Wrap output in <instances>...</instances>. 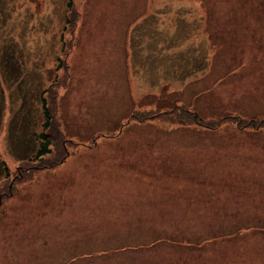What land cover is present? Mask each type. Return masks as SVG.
<instances>
[{"label": "rangeland", "instance_id": "374dc122", "mask_svg": "<svg viewBox=\"0 0 264 264\" xmlns=\"http://www.w3.org/2000/svg\"><path fill=\"white\" fill-rule=\"evenodd\" d=\"M182 259L264 264V0H0V264Z\"/></svg>", "mask_w": 264, "mask_h": 264}, {"label": "trees", "instance_id": "16d2710c", "mask_svg": "<svg viewBox=\"0 0 264 264\" xmlns=\"http://www.w3.org/2000/svg\"><path fill=\"white\" fill-rule=\"evenodd\" d=\"M166 112H169V111H166ZM186 112H187L188 115H190V117L194 121H196L198 119L197 116H195V114H193L192 112H190V111H186ZM235 117H238V116H235ZM235 117L234 116H230L229 118H235ZM44 124H46V122L43 119L42 125H44ZM241 124L242 125H247L248 122L241 121ZM205 126L208 127V128H212L209 125H205ZM39 135L41 136V139H42L41 141H39L40 144H38L36 146L35 150L32 152L31 155L29 153L23 154L22 157L19 158V161L17 162L18 165H32V166L37 165L38 166L37 168H41V167L44 168L45 167V165H44L45 163H48V165H46V166L50 167L52 164L53 165H56V164L60 163L63 160L64 154L61 156V158L59 160H57L55 162H52L50 160L48 161V158L45 156V153L51 152L50 151L51 149L62 148L61 147L62 138L60 137V139L57 142L52 143V144H49L47 142V140H46V134L40 133ZM33 138L37 142V133L36 134L33 133ZM157 230H158V232L157 231L153 232V234H151V237H149L147 239V241L140 240L134 246H132V248L134 250H138V251H140V250H149V251H152V250L158 249L160 247H164L165 248V247H168V245H171V244H169V243L166 242V239L167 238H171L169 236V234L167 235L166 232H159V229H157ZM171 239L175 243H178L179 242V239H181V237L178 236L177 238H171ZM191 246H193L195 248L194 243H192ZM119 247L122 248L123 245H121ZM179 261H177V262H179ZM184 263H185V260L182 259V261L180 262V264H184Z\"/></svg>", "mask_w": 264, "mask_h": 264}]
</instances>
